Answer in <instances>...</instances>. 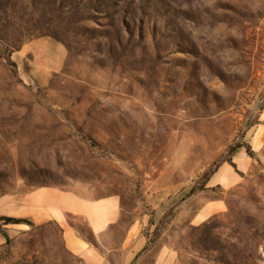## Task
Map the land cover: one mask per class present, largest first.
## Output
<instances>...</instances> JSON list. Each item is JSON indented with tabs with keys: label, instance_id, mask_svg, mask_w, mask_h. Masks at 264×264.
Listing matches in <instances>:
<instances>
[{
	"label": "rangeland",
	"instance_id": "obj_1",
	"mask_svg": "<svg viewBox=\"0 0 264 264\" xmlns=\"http://www.w3.org/2000/svg\"><path fill=\"white\" fill-rule=\"evenodd\" d=\"M0 217V264H264V0H0Z\"/></svg>",
	"mask_w": 264,
	"mask_h": 264
},
{
	"label": "crops",
	"instance_id": "obj_2",
	"mask_svg": "<svg viewBox=\"0 0 264 264\" xmlns=\"http://www.w3.org/2000/svg\"><path fill=\"white\" fill-rule=\"evenodd\" d=\"M215 203L216 202L206 203V205L203 208V214L205 216L213 212V205ZM113 218H114L113 208L107 207L106 216L101 220H105L106 223H109ZM62 236L64 237L65 246L68 249V251L78 255H83L85 254V252H87V246H84L83 243L82 242L80 243L78 240L72 239V236L74 237L75 235L71 234L70 231H68L64 227H62Z\"/></svg>",
	"mask_w": 264,
	"mask_h": 264
},
{
	"label": "trees",
	"instance_id": "obj_3",
	"mask_svg": "<svg viewBox=\"0 0 264 264\" xmlns=\"http://www.w3.org/2000/svg\"><path fill=\"white\" fill-rule=\"evenodd\" d=\"M241 149H242V144L240 142L235 143L233 146H230L228 148L227 157L230 159L236 153H238ZM0 221H3L5 223H10V222H13V223L25 222L23 220L9 218V217H0ZM3 236L6 237V235H3Z\"/></svg>",
	"mask_w": 264,
	"mask_h": 264
}]
</instances>
